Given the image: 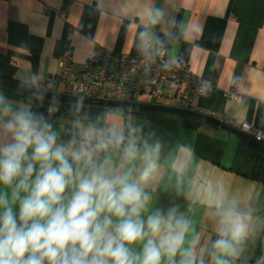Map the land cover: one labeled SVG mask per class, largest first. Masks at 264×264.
Listing matches in <instances>:
<instances>
[{
  "label": "crops",
  "instance_id": "1",
  "mask_svg": "<svg viewBox=\"0 0 264 264\" xmlns=\"http://www.w3.org/2000/svg\"><path fill=\"white\" fill-rule=\"evenodd\" d=\"M63 9L64 17L58 13ZM144 41L178 57L211 84L208 95L194 97L197 111L264 132V0H0V77L52 93L65 94L63 85L44 84L42 77L58 71L65 53L82 61L103 50L134 53ZM232 81L240 99L223 96ZM9 88L0 84V147L12 142L4 129L12 115L30 112L51 125L57 145L91 152V164L69 156L74 170L102 169L109 178L127 176L139 185L148 197L140 213L146 231L148 217L157 214L173 224L187 222L183 243L174 255L162 251L160 264H264V152L190 116L42 96L39 110L33 108L35 95ZM120 100L130 101L127 95ZM168 101L157 103L178 106ZM149 163L155 168L142 180ZM75 190L70 184L64 203ZM0 193L19 224L12 189L0 184ZM226 209L247 218L235 255L214 247ZM105 215L114 227L117 217L102 213L100 219ZM163 234L149 231L143 240L126 243L134 264H141L147 240L158 242Z\"/></svg>",
  "mask_w": 264,
  "mask_h": 264
},
{
  "label": "clouds",
  "instance_id": "2",
  "mask_svg": "<svg viewBox=\"0 0 264 264\" xmlns=\"http://www.w3.org/2000/svg\"><path fill=\"white\" fill-rule=\"evenodd\" d=\"M3 111L8 114V107ZM4 129L12 142L0 147V184L12 189L11 203L19 202V224L6 194L0 193V264H134L126 243L143 240L149 231L152 236L164 234L158 242L147 240L141 264H160L162 251L174 255L183 243L186 221L173 224L171 217L164 221L157 214L148 217L146 231L140 213L148 197L139 185L127 176L109 178L102 169L87 174L74 170L69 156L91 164V152L57 145L56 133L42 117L20 111ZM154 168L149 163L140 178L146 180ZM70 184L76 190L64 203ZM102 213L117 217L114 227L109 216L100 219ZM246 219L226 209L214 247L235 255L234 243L246 235Z\"/></svg>",
  "mask_w": 264,
  "mask_h": 264
},
{
  "label": "built area",
  "instance_id": "3",
  "mask_svg": "<svg viewBox=\"0 0 264 264\" xmlns=\"http://www.w3.org/2000/svg\"><path fill=\"white\" fill-rule=\"evenodd\" d=\"M58 13L65 16L64 9ZM42 81L44 84H62L64 93L73 96L120 100L127 95L130 101L148 96L151 103L167 98L190 110H196L195 96L208 95L212 90L211 84L193 73L181 59L162 49L151 48L146 41L134 53L103 50L86 55L82 61H75L65 53L60 58L58 71L45 75ZM223 96L241 98L235 81ZM225 121L234 125L230 118ZM236 127L264 144V132L247 122H240Z\"/></svg>",
  "mask_w": 264,
  "mask_h": 264
},
{
  "label": "water",
  "instance_id": "4",
  "mask_svg": "<svg viewBox=\"0 0 264 264\" xmlns=\"http://www.w3.org/2000/svg\"><path fill=\"white\" fill-rule=\"evenodd\" d=\"M0 84L20 90V91H24V92H27V93H30L36 96H42V97H47V98L78 101V102H85V103H94V104H105V105H113V106H124V107L148 109V110H154V111H165V112H172V113L190 116V117L223 127L224 129H227L235 133L236 135L240 136L245 141L251 143L252 145L257 147L260 151L264 152V144L256 141L254 138H252L247 133L241 131L235 125H232L226 122L225 120L219 119L217 117H214V116H211V115H208V114L196 111V110L185 109L179 106L163 105L159 103H145V102H138V101H123V100H98V99H93V98H88V97H83V96L57 94V93H52L50 91H47L43 88L33 87L31 85L20 83V82L7 79L4 77H0ZM115 147L121 149V147L118 145H115Z\"/></svg>",
  "mask_w": 264,
  "mask_h": 264
},
{
  "label": "trees",
  "instance_id": "5",
  "mask_svg": "<svg viewBox=\"0 0 264 264\" xmlns=\"http://www.w3.org/2000/svg\"><path fill=\"white\" fill-rule=\"evenodd\" d=\"M10 90H12V91H16V90H14L13 88L11 89V88H9ZM16 92H19V91H16ZM20 93V92H19ZM34 98H35V102H34V106H33V108H35V109H38L39 108V106L37 105L38 104V100L39 99H42V97H39V96H34ZM39 110H40V108H39ZM245 141V140H244ZM247 144H249L250 145V147H252L255 151H260L257 147H255V146H253V145H251L250 143H248L247 141H245Z\"/></svg>",
  "mask_w": 264,
  "mask_h": 264
},
{
  "label": "rangeland",
  "instance_id": "6",
  "mask_svg": "<svg viewBox=\"0 0 264 264\" xmlns=\"http://www.w3.org/2000/svg\"><path fill=\"white\" fill-rule=\"evenodd\" d=\"M140 98H146L147 100H149L148 102H151V100H152L148 96H141V97L133 98V100H137V99H140ZM160 100H162V102H166L167 101V102L170 103V101H168L169 99H167V98H163V99H160Z\"/></svg>",
  "mask_w": 264,
  "mask_h": 264
}]
</instances>
